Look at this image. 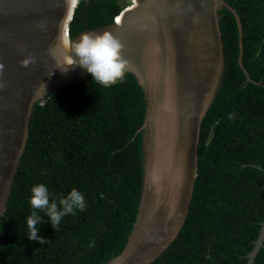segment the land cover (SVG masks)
<instances>
[{
  "label": "trees",
  "instance_id": "16d2710c",
  "mask_svg": "<svg viewBox=\"0 0 264 264\" xmlns=\"http://www.w3.org/2000/svg\"><path fill=\"white\" fill-rule=\"evenodd\" d=\"M123 1L78 0L69 38L110 25L126 8ZM224 1L239 17L241 63L251 81L238 65L235 18L222 8L225 75L200 124L188 214L151 264H247L264 220V0ZM145 111L143 89L128 71L109 87L95 85L89 74L34 104L0 218V264H106L122 253L142 191ZM36 183L46 184L56 200L79 190L87 201L59 231L41 211L37 228L48 240L43 245L26 235ZM253 264H264V241Z\"/></svg>",
  "mask_w": 264,
  "mask_h": 264
},
{
  "label": "water",
  "instance_id": "95a60500",
  "mask_svg": "<svg viewBox=\"0 0 264 264\" xmlns=\"http://www.w3.org/2000/svg\"><path fill=\"white\" fill-rule=\"evenodd\" d=\"M75 2L69 0H0V218L24 151L37 85L47 93L86 81L90 74L71 66L57 68L61 34L70 39L68 23ZM110 25L83 34L111 33L122 45L126 71L137 79L146 98L141 130L144 153L142 191L133 230L122 253L106 264H151L181 230L197 175L200 124L219 92L225 75L218 11L235 18L238 65L241 24L224 0H132ZM23 46L24 51L20 48ZM51 49V52L49 51ZM36 57L27 67L21 60ZM264 220L247 264L263 246Z\"/></svg>",
  "mask_w": 264,
  "mask_h": 264
},
{
  "label": "clouds",
  "instance_id": "9594fccd",
  "mask_svg": "<svg viewBox=\"0 0 264 264\" xmlns=\"http://www.w3.org/2000/svg\"><path fill=\"white\" fill-rule=\"evenodd\" d=\"M59 46L63 49L61 58L57 61V68L61 72H67L71 66L83 68L93 77L95 85L109 87L121 80L126 72L127 61L121 56L122 45L113 37L111 33L104 36L83 34L79 40H71L59 36ZM24 51L23 46L20 48ZM51 52V49L49 50ZM260 49H257L256 55L259 57ZM36 63V57L28 54L21 60V65L27 67L29 64ZM3 65L0 64V69ZM47 85L40 82L34 91V99H40L48 94ZM235 113L229 115V120ZM101 198H103L101 194ZM55 201V202H53ZM28 204L31 213L26 217L27 238L30 241H39L41 245L46 244L41 231L37 228L44 217L40 215L42 211L57 231L60 230L66 218L75 216L77 211H84L87 207V201L84 193L74 190L67 197L60 200L51 194L48 186L44 183H36L30 188ZM92 244H89L91 247Z\"/></svg>",
  "mask_w": 264,
  "mask_h": 264
},
{
  "label": "bare ground",
  "instance_id": "6f19581e",
  "mask_svg": "<svg viewBox=\"0 0 264 264\" xmlns=\"http://www.w3.org/2000/svg\"><path fill=\"white\" fill-rule=\"evenodd\" d=\"M74 1H76V2H77V0H69L68 7H69V6H71V3H72V2H74ZM76 2H75V4H76ZM56 44H57V47H56V52H57V53H59V52H60V50H61V47L59 46V38H58V40H57Z\"/></svg>",
  "mask_w": 264,
  "mask_h": 264
},
{
  "label": "rangeland",
  "instance_id": "374dc122",
  "mask_svg": "<svg viewBox=\"0 0 264 264\" xmlns=\"http://www.w3.org/2000/svg\"><path fill=\"white\" fill-rule=\"evenodd\" d=\"M77 2H78V0H77ZM122 3L126 6V8H129V7H131L133 5L132 0H124Z\"/></svg>",
  "mask_w": 264,
  "mask_h": 264
}]
</instances>
